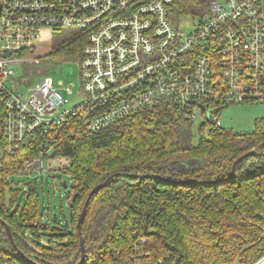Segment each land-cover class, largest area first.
<instances>
[{
  "label": "trees",
  "instance_id": "16d2710c",
  "mask_svg": "<svg viewBox=\"0 0 264 264\" xmlns=\"http://www.w3.org/2000/svg\"><path fill=\"white\" fill-rule=\"evenodd\" d=\"M207 2L172 0L170 20L176 25L182 16L196 17ZM65 33L68 36L47 55L78 60L85 38L79 32ZM195 126L187 110L165 99L95 131L80 114L52 127V149L44 157L52 153L51 157L68 159L65 172L76 198L68 206L65 224L51 228L39 217L35 182L23 207L17 206L12 214L7 206L14 207L16 194L11 179L3 182L0 218L9 225L17 248L39 264H77L79 213L92 187L111 174L221 181L236 158L251 150L264 152V116L254 120L249 133L204 120L196 126L195 137ZM37 155L36 143L27 140L13 155H4L3 175L13 174ZM80 229L83 264H134L133 256L144 264H255L264 258V156L242 159L226 182L181 185L117 177L91 197ZM0 256L7 264H28L1 224Z\"/></svg>",
  "mask_w": 264,
  "mask_h": 264
},
{
  "label": "built area",
  "instance_id": "2783aa9c",
  "mask_svg": "<svg viewBox=\"0 0 264 264\" xmlns=\"http://www.w3.org/2000/svg\"><path fill=\"white\" fill-rule=\"evenodd\" d=\"M171 3L0 0V192L12 175L39 177L48 171L50 129L70 116L80 114L95 131L166 99L192 119L199 111L221 126L222 107L264 104V0H208L186 35L170 20ZM45 29L85 38L78 59L82 100L69 109H62V91L72 95L73 85L59 89L44 75L25 91L16 87L28 78H16L15 67L39 63L31 52ZM27 140L36 143L38 155L4 176V155H13ZM0 264H7L1 256Z\"/></svg>",
  "mask_w": 264,
  "mask_h": 264
},
{
  "label": "rangeland",
  "instance_id": "374dc122",
  "mask_svg": "<svg viewBox=\"0 0 264 264\" xmlns=\"http://www.w3.org/2000/svg\"><path fill=\"white\" fill-rule=\"evenodd\" d=\"M198 17L182 16L177 24L179 31L186 35L191 32L196 24ZM67 31L52 32L48 29L42 31V35L35 41L31 55L39 58V63H25L22 66H16L15 77L27 76L28 81L18 82L16 87L25 91V88L39 82L44 75L51 77L55 87L61 89L67 85H73L72 95H63L66 103L62 109H69L82 100L78 95L80 85L78 60L61 59L59 57L47 55L52 46L65 39ZM58 82L62 83L58 85ZM264 116V104L260 102H244L240 104H230L222 107L218 118L222 128L232 129L237 132L249 133L254 128V120ZM193 121L196 126L204 121V116L198 111L195 113ZM195 126L194 135L197 136V127ZM52 153L44 160V166L48 168L46 173L39 177L30 175L15 174L11 176V190L15 192V203L13 208H9L10 195L6 194V203L9 212L12 214L16 207L22 208L28 196L30 184L35 182V191L39 197V217L43 223H47L51 228H61L68 219V205L66 194L71 185L70 176L65 172L69 166V161L60 156L51 157ZM63 183L67 188H63ZM57 220V222H56ZM59 222V223H58ZM31 237L28 240L31 241ZM42 244H46L44 239ZM35 248V246H32Z\"/></svg>",
  "mask_w": 264,
  "mask_h": 264
},
{
  "label": "water",
  "instance_id": "95a60500",
  "mask_svg": "<svg viewBox=\"0 0 264 264\" xmlns=\"http://www.w3.org/2000/svg\"><path fill=\"white\" fill-rule=\"evenodd\" d=\"M248 156H264V152H258L255 150H251L248 151L244 154H242L241 156H239L238 158H236L233 163H232V167L230 170L229 175L221 181H210V182H198V181H194V180H180V181H174V180H170L168 178H164L161 177L157 174H122V173H113L110 176H108L104 181L96 184L94 187H92V189L89 191V193L87 194L83 207L81 209V212L79 213L78 219H77V223H76V231H77V235L79 238V248H80V257H79V261L77 262V264H83L84 260H85V247H84V240L81 234V224L87 209V206L89 204V201L91 199V197L98 192L100 189L104 188L105 186H107L113 179L120 177V176H129L133 179H155V180H160L163 182H174L177 184H181V185H190V184H212V183H216V182H226L231 180L234 175H235V168L237 166V164L244 158L248 157ZM63 188H67V185L65 183H63ZM68 193V200H67V205L71 206L76 198V195L70 191L69 189L67 190ZM0 224L4 227L6 236L8 238L9 243L11 244V246L13 247V249H15L17 251V253L19 254L20 257H22L26 263L28 264H39L37 262H35L34 260L28 258L27 256H25L15 245L12 234H11V229L9 227V225L0 218Z\"/></svg>",
  "mask_w": 264,
  "mask_h": 264
}]
</instances>
